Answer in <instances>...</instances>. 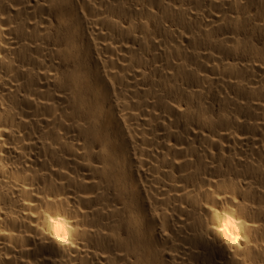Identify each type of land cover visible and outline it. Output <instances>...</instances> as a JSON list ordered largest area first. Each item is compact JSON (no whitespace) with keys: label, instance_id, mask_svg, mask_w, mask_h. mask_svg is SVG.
Instances as JSON below:
<instances>
[{"label":"bare ground","instance_id":"6f19581e","mask_svg":"<svg viewBox=\"0 0 264 264\" xmlns=\"http://www.w3.org/2000/svg\"><path fill=\"white\" fill-rule=\"evenodd\" d=\"M0 264H264V0H0Z\"/></svg>","mask_w":264,"mask_h":264}]
</instances>
